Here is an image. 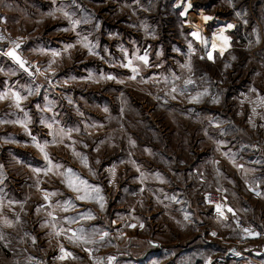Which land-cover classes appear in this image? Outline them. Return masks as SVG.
<instances>
[{
    "label": "rangeland",
    "instance_id": "374dc122",
    "mask_svg": "<svg viewBox=\"0 0 264 264\" xmlns=\"http://www.w3.org/2000/svg\"><path fill=\"white\" fill-rule=\"evenodd\" d=\"M19 3L23 18L7 30L14 42L27 36L29 56L55 82L56 108L47 124L0 136V264H215L236 234L204 193L226 182L219 155L234 126L264 121V0ZM145 54L146 65L138 59ZM129 61L137 73L124 67ZM244 128L249 139L254 127ZM201 155L204 183L191 173ZM210 159L220 161L215 169ZM68 169L101 189L103 209L76 199ZM88 212L94 219H81ZM78 228L110 235L95 244L69 240L66 230ZM61 246L72 257L60 259Z\"/></svg>",
    "mask_w": 264,
    "mask_h": 264
},
{
    "label": "crops",
    "instance_id": "0c3cea01",
    "mask_svg": "<svg viewBox=\"0 0 264 264\" xmlns=\"http://www.w3.org/2000/svg\"><path fill=\"white\" fill-rule=\"evenodd\" d=\"M19 2L20 0H0V23L7 29H14L19 26L14 21H21L23 18V14L18 10ZM185 17L188 18L187 15ZM185 23L191 26L189 21H185ZM17 38L18 40L13 44L0 45V94H7L6 98L0 99V136L5 135V138L7 133L5 128L7 127H32L33 125H40L39 123L47 124L53 119V114L49 112L48 108L50 106L53 110L56 108L54 98L57 87L55 82H51L49 76L48 81L41 78L47 70L41 68L29 56L27 51L30 44L27 36L18 35ZM17 44H19L18 48L16 47ZM14 48L17 54L26 61L25 68H21L14 59L7 55ZM30 51L33 53L32 49ZM13 92H18L23 97L19 107H17L16 100L12 96ZM248 126L254 127L249 139L245 138L246 128H244ZM234 127L235 138H230L227 141L223 156L219 155V158L223 159V166H227L226 169L229 171V175L225 174L224 177L226 182L220 188L226 191L229 206L234 210L233 213L264 225V130L261 131L264 129V121L263 119L255 122L247 121V126L242 124L237 126L236 124ZM0 143H2V137ZM205 158L201 155L194 159L195 165L191 169L192 175L202 183L206 179L205 173L201 169L202 164L205 163ZM213 161L210 159L209 162L211 169H215L214 162L219 160ZM239 165L243 167L241 168ZM131 167L132 173L135 174V163ZM148 186L147 181V190ZM214 190L217 189L205 191L204 196L206 192ZM229 225L231 226L230 223ZM230 228L235 232L237 240L235 229L232 226ZM236 240L229 246H234ZM242 250L244 257L232 264H264V240L250 241ZM181 251L180 255H183L184 251ZM155 259H157V253L147 257V262Z\"/></svg>",
    "mask_w": 264,
    "mask_h": 264
},
{
    "label": "snow or ice",
    "instance_id": "6c2138e0",
    "mask_svg": "<svg viewBox=\"0 0 264 264\" xmlns=\"http://www.w3.org/2000/svg\"><path fill=\"white\" fill-rule=\"evenodd\" d=\"M188 7L189 8L191 7L190 3L188 4ZM203 18L205 20L211 19V17H207V16H205ZM228 27L231 28V27H233V25H228ZM222 33H223V30H221V35L219 36V39L223 42L224 48H226L227 46H229V38L227 36H224ZM194 35H196V34L194 33ZM16 47L18 48L19 44H17ZM72 47H74V45H67L66 46V50L70 49ZM84 47L85 48H89V51L91 53L92 50H91V48L89 47V45L86 42L84 43ZM213 47L215 48L216 45L213 44ZM224 48L221 49V54H223ZM92 54H94V53H92ZM7 55L10 56L12 59H14L19 64V66L21 68H25L26 61L24 59H22V57L20 55L17 54L15 48L13 50L9 51L7 53ZM52 55L53 56H58L59 53L54 52V53H52ZM212 58H213L212 54L209 53L208 54V59L211 60ZM138 59L140 61H142L145 65L148 64V62H149L147 54H145L144 56L138 57ZM51 63H54V61L50 62V65H51ZM124 67H131V70H132L133 73H137L138 72V69L136 67H132V62L131 61H129L127 64H125ZM185 67H188L189 71H191L190 63H189V65H186ZM25 70H27V69H25ZM37 71H39V69H37ZM91 78L92 77H89V79H91ZM135 78H136L135 76H131L130 77V79H135ZM100 79L114 80L115 76L103 75L102 74ZM119 82L123 83V81H119ZM185 83L191 84V83H193V81L191 79H188V80L185 81ZM172 91L175 92L176 89L173 88ZM253 91H255V90H253ZM206 94H207V92L205 90V92H203V93H197L196 96L191 97V99H193L195 101H199V99L203 95H206ZM6 95L7 94H0V99L6 98ZM181 95H183V93H181ZM12 96L16 100L17 107H19L20 101H21V99H23V97H21L20 93H18V92H13ZM173 98H175V97H173ZM261 100H262V102H264V97H262ZM218 102H219V100L217 98H213V103H218ZM105 111H107V109H105ZM61 131H63V130H61ZM33 139H35V138H33ZM130 143L134 144L135 142L134 141H130ZM36 146L44 154L45 160L49 161V163L51 164V160L49 158V154L47 153V151H45V147L43 145L39 144V143H37ZM74 154L79 156L81 158L82 162L85 165H87V158L86 157L82 156L80 153H74ZM233 163H235L234 160H233ZM55 167L59 168L61 166L56 165ZM239 167L242 168L243 166L239 165ZM51 170H52L51 168H48L46 171H51ZM33 171L38 173V172L41 171V169H34ZM65 175L67 177V179H66L67 186L73 192L77 193V196H76L77 200L95 199L96 202L99 203L100 208L101 209L104 208V206H105L104 205V197L102 195H100L101 189L99 187L88 185L87 181H84V180L80 179L79 176H77L76 174L72 173L71 169H68L67 172L65 173ZM257 195H259V193H257ZM45 199L46 200L48 199V195L47 194L45 195ZM71 206H72V202L70 200L66 201L65 202V206H64V211H67L68 207H71ZM215 208H216V211H217L219 216L223 217L224 219H227V216L225 215V211H224V208H225L224 205H222L220 203H217V204H215ZM227 211L232 213L234 210L231 207H228ZM80 215H81V219H84V220H92V219H94V216L92 215L91 212L82 213ZM185 219H188V216H185ZM69 222L70 223H74L75 219L72 218ZM5 223L8 224V226H11L7 221H5ZM130 226L131 227H136V225H130ZM140 227H143V224H141ZM61 231H65V230L62 229ZM66 231L71 232V235L68 237L69 240L79 241V242H81L83 244H95V243L103 242L110 235V233L107 232V231H101L99 233H97L96 231H93L91 233H86L83 228H78L75 231H73L72 229H67ZM244 231L245 232H249V234H255V235L259 234V233H252V232H250L249 229H245ZM215 234L216 233H213V235H215ZM97 235H99V240L96 239ZM0 238H2V237H0ZM60 251H61L60 259L63 260V259H67L69 257H72V253L66 251L63 246H61ZM87 251H90V250H87Z\"/></svg>",
    "mask_w": 264,
    "mask_h": 264
},
{
    "label": "built area",
    "instance_id": "2783aa9c",
    "mask_svg": "<svg viewBox=\"0 0 264 264\" xmlns=\"http://www.w3.org/2000/svg\"><path fill=\"white\" fill-rule=\"evenodd\" d=\"M14 38L10 32L0 23V45L8 46L14 43ZM41 78L48 81V76L43 74ZM205 202L213 207L215 211V204L220 203L225 206L224 211L228 217V221L237 233V240L234 246H228L223 252L218 254L215 259V264H232L244 257L243 247L250 241H263L264 240V225H259L252 220L245 217H240L236 213L227 211L229 206V198L223 188L206 192L204 196ZM249 229L252 233H259L258 235L249 234L245 232Z\"/></svg>",
    "mask_w": 264,
    "mask_h": 264
},
{
    "label": "bare ground",
    "instance_id": "6f19581e",
    "mask_svg": "<svg viewBox=\"0 0 264 264\" xmlns=\"http://www.w3.org/2000/svg\"><path fill=\"white\" fill-rule=\"evenodd\" d=\"M214 51V50H213Z\"/></svg>",
    "mask_w": 264,
    "mask_h": 264
}]
</instances>
